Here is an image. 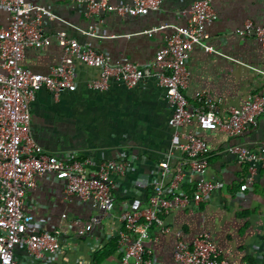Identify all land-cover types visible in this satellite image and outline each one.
<instances>
[{
	"label": "crops",
	"instance_id": "0c3cea01",
	"mask_svg": "<svg viewBox=\"0 0 264 264\" xmlns=\"http://www.w3.org/2000/svg\"><path fill=\"white\" fill-rule=\"evenodd\" d=\"M27 1L48 8L55 18L43 19L50 43L25 48L21 64L33 72L48 73L63 55L54 36L59 30L81 44L90 42L112 61L127 56L134 62H147L166 44L170 26L186 23L183 10L195 0H164L160 11L134 16L107 11L86 15L83 7L74 8L68 0ZM109 1L122 4L131 0ZM211 5L217 19L206 28V42L215 52L200 45L192 48L183 93L190 105L196 104L199 91L221 99L219 115L225 116L228 106H240L254 94L264 95V48L256 38L234 32L247 19L264 25V0H211ZM7 17L0 5V26L8 25ZM92 26L94 36L85 33ZM161 26L150 35L144 32ZM75 68L74 91L63 90L57 97L44 88L37 91L30 104L32 136L50 154H75L96 162L124 155L129 161L127 174L115 179L113 214L93 207L89 200L66 194V183L53 174L37 177L36 186L27 191L24 208L33 214L39 228L60 230V250L55 261L39 262L31 260L24 246L17 244L13 253L19 264H118L124 248L116 242L122 229L116 214L146 205L151 184L159 177V163L170 148L168 119L172 109L155 79L133 88L111 79L108 88L99 91L87 87L97 78V69L79 60H75ZM181 130L197 133L205 142L209 155L206 177L224 185L197 205L169 211L164 221L170 232L158 233L153 228L146 245L161 264H182L173 257L176 242L190 243L206 233L229 264H264V168L254 184L243 190L246 167L230 152L235 143L256 152L264 150V113L257 126L241 137L216 129L201 130L195 119ZM188 178L187 190L193 175L188 174ZM93 216L97 222L80 234Z\"/></svg>",
	"mask_w": 264,
	"mask_h": 264
},
{
	"label": "built area",
	"instance_id": "2783aa9c",
	"mask_svg": "<svg viewBox=\"0 0 264 264\" xmlns=\"http://www.w3.org/2000/svg\"><path fill=\"white\" fill-rule=\"evenodd\" d=\"M68 1L74 8L83 7L86 15L107 11L134 16L160 11L164 0H131L122 4L109 0ZM0 5L8 15V25L0 26V67L3 70L0 72V264H19L13 253L17 244H22L34 261L53 262L59 253L60 230L39 228L33 214L24 208L27 191L36 186L37 177L41 175L53 174L66 183V194L89 200L93 207L114 213L113 188L115 179L127 174L129 161L126 156L118 154L111 160L96 162L92 157L81 159L75 154H50L32 136L30 104L37 91L44 88L55 97L63 90L74 91L75 60L99 72L97 78L87 83L89 89L105 90L111 79L133 88L153 78L165 90L172 109L168 119L171 143L159 163V177L152 182L144 207L124 209L116 214L122 224L116 241L124 248L118 264H161L146 245L152 229L158 233L170 232L164 221L169 211L197 205L203 197L224 185L221 180L206 177L209 155L205 142L197 133L183 132L181 127L195 119L201 130L216 129L241 137L257 126L259 116L264 113V95L260 94L251 95L240 106H228L226 115L220 116L221 99H212L199 91L196 104L190 105L183 93L189 80L187 59L192 48L200 45L207 52H215L206 42V28L217 19L211 0H195L183 10L186 23L171 25L172 32L164 47L144 63L134 62L127 56L112 61L90 42L81 44L65 31H56L54 36L63 55L48 73L33 72L21 62L25 48H40L50 43L44 33L43 19L55 18L54 13L27 0H0ZM160 28L163 26L144 32L150 35ZM234 32L242 37L256 38L264 48V25L247 19ZM85 33L94 36L95 27ZM230 152L239 165L246 167L241 187L248 189L259 170L264 168V150L256 152L235 143ZM188 174L193 175L189 190L186 189ZM96 222L97 217L93 216L78 232H88ZM173 257L182 264H229L206 233L190 243L178 240Z\"/></svg>",
	"mask_w": 264,
	"mask_h": 264
},
{
	"label": "water",
	"instance_id": "95a60500",
	"mask_svg": "<svg viewBox=\"0 0 264 264\" xmlns=\"http://www.w3.org/2000/svg\"><path fill=\"white\" fill-rule=\"evenodd\" d=\"M102 211H104V209H102Z\"/></svg>",
	"mask_w": 264,
	"mask_h": 264
},
{
	"label": "trees",
	"instance_id": "16d2710c",
	"mask_svg": "<svg viewBox=\"0 0 264 264\" xmlns=\"http://www.w3.org/2000/svg\"><path fill=\"white\" fill-rule=\"evenodd\" d=\"M112 242H114V241H112ZM117 242V241H116Z\"/></svg>",
	"mask_w": 264,
	"mask_h": 264
}]
</instances>
